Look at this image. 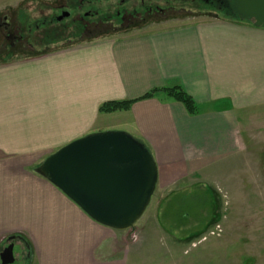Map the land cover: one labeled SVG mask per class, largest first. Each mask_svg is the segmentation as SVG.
<instances>
[{"label":"crops","instance_id":"1","mask_svg":"<svg viewBox=\"0 0 264 264\" xmlns=\"http://www.w3.org/2000/svg\"><path fill=\"white\" fill-rule=\"evenodd\" d=\"M27 1L0 0V9ZM2 61L0 247L14 237L28 249V264H140L158 236L154 227L145 240L128 241L134 229L96 222L38 174L35 168L62 146L126 131L150 148L159 182L238 157L247 120L264 117V26L237 18L137 29ZM175 86L194 98L195 114L165 90L140 98ZM133 99L128 110H99L109 100ZM171 242L183 241L172 235ZM177 248L183 252H172Z\"/></svg>","mask_w":264,"mask_h":264},{"label":"rangeland","instance_id":"2","mask_svg":"<svg viewBox=\"0 0 264 264\" xmlns=\"http://www.w3.org/2000/svg\"><path fill=\"white\" fill-rule=\"evenodd\" d=\"M218 6V0H28L13 9L15 13L0 9V17L13 12L22 28L14 31L21 41L9 46L8 32L0 26V65L18 53L36 56L137 29L180 26L218 15L232 17ZM247 122L238 157L206 171L163 176L157 183L147 209L129 234L128 241L142 239L146 230L158 228L140 264H179L180 257L183 264H264V117L256 113ZM172 235L183 241L182 253L178 248L172 252L180 247L172 245ZM7 245L4 242L0 251ZM15 251L17 262L29 259L25 258L27 248L17 244Z\"/></svg>","mask_w":264,"mask_h":264},{"label":"water","instance_id":"3","mask_svg":"<svg viewBox=\"0 0 264 264\" xmlns=\"http://www.w3.org/2000/svg\"><path fill=\"white\" fill-rule=\"evenodd\" d=\"M229 1L231 14L264 26V0ZM35 171L93 220L116 230L134 227L147 209L159 179L158 164L150 148L122 130L78 138L47 156ZM14 247L15 241L1 251L2 264L15 262Z\"/></svg>","mask_w":264,"mask_h":264},{"label":"trees","instance_id":"4","mask_svg":"<svg viewBox=\"0 0 264 264\" xmlns=\"http://www.w3.org/2000/svg\"><path fill=\"white\" fill-rule=\"evenodd\" d=\"M232 17L230 18H237L234 16V12L232 13ZM238 19V18H237ZM159 90H165L168 95L173 97L175 100L183 103L191 114H195L198 110L197 104L194 100V98L187 93L181 86H175V87H170V88H162V89H154L145 95H143L140 98H150L155 95L156 92ZM137 99L133 100H109L101 104L99 107L100 112L104 113H110V112H115L119 110H127L131 107L134 101Z\"/></svg>","mask_w":264,"mask_h":264},{"label":"flooded vegetation","instance_id":"5","mask_svg":"<svg viewBox=\"0 0 264 264\" xmlns=\"http://www.w3.org/2000/svg\"><path fill=\"white\" fill-rule=\"evenodd\" d=\"M218 3H219L218 8L221 11H224L225 13L232 12V9H231L232 7H231V4H230L229 0H218ZM148 9H150V8H148ZM67 13L68 12H64V14H67ZM4 14H3L2 17H0V26L2 25L3 28L5 30H7V32H8L7 34H5L6 35L5 37H6V40L8 39L7 43L9 44V46H14V44L16 43V40H20L21 41V38L17 37V35L14 34V31H16V29H20V30L22 29L21 28V24L18 22V17L15 18V17H13L14 14L11 15L12 12L10 10L7 11V13H4ZM92 24L93 23H91V25ZM89 25H90V22L85 25L84 32H87ZM1 44H4V43H1ZM13 241H15V245H16L17 239H15L14 237L9 240L8 245L10 243H12ZM4 248L5 247H3V249ZM14 255H15L16 260H15V262L13 264H21V263L17 262L18 257H17L16 251H15V247H14ZM29 255L30 254L27 252V254H25V258L29 257ZM23 262H24L23 264H28L29 260H25V261L23 260ZM0 264H2L1 263V259H0Z\"/></svg>","mask_w":264,"mask_h":264}]
</instances>
